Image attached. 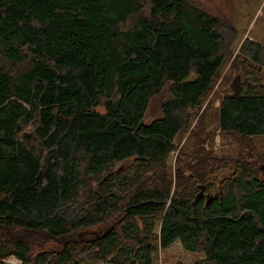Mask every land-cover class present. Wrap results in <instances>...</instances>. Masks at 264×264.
<instances>
[{
    "label": "trees",
    "instance_id": "trees-1",
    "mask_svg": "<svg viewBox=\"0 0 264 264\" xmlns=\"http://www.w3.org/2000/svg\"><path fill=\"white\" fill-rule=\"evenodd\" d=\"M236 38L191 0H0V264H153L175 240L193 264H264V170L204 151L201 120L167 165L228 59L247 82L218 127L264 135V45Z\"/></svg>",
    "mask_w": 264,
    "mask_h": 264
},
{
    "label": "rangeland",
    "instance_id": "rangeland-1",
    "mask_svg": "<svg viewBox=\"0 0 264 264\" xmlns=\"http://www.w3.org/2000/svg\"><path fill=\"white\" fill-rule=\"evenodd\" d=\"M197 6L204 8L211 14L228 20L237 30V38L234 42V55L238 52L239 46L244 38H250L264 45V0H191ZM233 60L224 62L217 77L211 93L206 97L203 105L193 116L190 128L181 136L178 147L170 153L167 161L168 170L172 175L182 171V167L177 165L180 150L189 152L192 149L190 133L195 130L197 123H203V132L198 146L210 153L218 160L230 161L231 163L244 159L259 171L264 169V135L251 136L243 145L241 139L232 133H224L218 127V105L224 94L231 93V86L235 75H240V84L243 86L247 80L241 72L232 69ZM8 67L11 65L6 63ZM261 78V85L264 84V68L258 70ZM246 77V78H245ZM160 97H154L149 101L144 122H150L160 116ZM103 111L102 106L96 108ZM131 159H126L119 165L125 166L131 163ZM231 169L216 170V174L229 173ZM217 180V178H216ZM34 245L40 248L53 247L54 241H50L46 236L34 235ZM204 254L200 251H189L181 245L179 240H175L166 248H161L158 244L154 250L153 264H193L201 260ZM5 264H21V261L14 256L5 260Z\"/></svg>",
    "mask_w": 264,
    "mask_h": 264
},
{
    "label": "water",
    "instance_id": "water-1",
    "mask_svg": "<svg viewBox=\"0 0 264 264\" xmlns=\"http://www.w3.org/2000/svg\"><path fill=\"white\" fill-rule=\"evenodd\" d=\"M261 67H258V70H260ZM240 75H235V77L232 80V83L230 84L232 90L234 93L238 94L240 92L241 84H240ZM203 185H199V191L196 193L194 200L192 201V204L194 205L200 198L203 197ZM213 199L212 195H206V200H205V206H208Z\"/></svg>",
    "mask_w": 264,
    "mask_h": 264
}]
</instances>
